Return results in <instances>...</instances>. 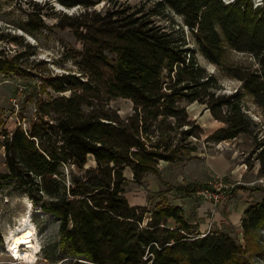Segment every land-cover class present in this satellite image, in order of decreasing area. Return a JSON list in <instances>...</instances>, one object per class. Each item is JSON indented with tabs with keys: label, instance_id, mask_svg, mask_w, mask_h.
Returning <instances> with one entry per match:
<instances>
[{
	"label": "trees",
	"instance_id": "16d2710c",
	"mask_svg": "<svg viewBox=\"0 0 264 264\" xmlns=\"http://www.w3.org/2000/svg\"><path fill=\"white\" fill-rule=\"evenodd\" d=\"M52 1L67 10H83L75 16L61 14L56 25L70 29L83 43L82 73L48 82L55 92L72 94L65 104H39L37 119L28 129L4 131L0 117L8 170L0 174V183L14 182L35 207L57 218L61 246L87 264H254L246 253L258 251L264 197L251 204L241 220L245 250L229 233H198L183 209L165 198L155 206H131L124 186L127 169L132 182L142 185L149 174L161 177V161L173 163L186 151H195L183 142L198 138L200 128L189 120L182 101L203 105L222 124L207 143L248 136L251 154L260 163L259 175L264 176L261 125L245 102L250 97L264 116V4L154 0L147 11L125 6L97 12L93 9L107 0ZM167 11L181 17L177 29L154 20L168 18ZM42 17L39 13L40 24H31L32 30L46 27ZM228 49L249 54L257 67L226 66ZM198 54L241 87L225 93L217 77L200 66ZM20 65L19 55L0 53V74L16 73ZM83 93L130 100L133 113L121 119L115 110H96ZM173 132H179L177 144L168 136ZM90 157L94 168H86ZM68 166L78 173L70 171L68 177ZM206 187L189 183L175 189L193 197ZM238 188L227 193L232 196Z\"/></svg>",
	"mask_w": 264,
	"mask_h": 264
},
{
	"label": "rangeland",
	"instance_id": "374dc122",
	"mask_svg": "<svg viewBox=\"0 0 264 264\" xmlns=\"http://www.w3.org/2000/svg\"><path fill=\"white\" fill-rule=\"evenodd\" d=\"M33 1L39 6L29 4L26 0H0V53L9 58L19 55L21 64L20 71L16 73L0 74V117L3 123L2 130L7 132H12L20 126L28 129L30 124L37 119L39 104H52L55 101L61 104L66 103L72 93L70 91L61 94L55 92L49 86L50 80L63 74L79 76L82 73L80 61L83 43L77 39L73 31L59 28L56 25L60 21L61 14L75 16L82 13L83 10L65 9L64 12L58 10L57 7L52 9L51 5H56L52 0ZM48 1L52 4L48 5ZM153 1L107 0L93 10L103 12L109 7L130 6L133 10L147 11L152 8ZM253 3L256 6L262 5L264 0H253ZM39 13L43 16L42 20L46 27L32 30L31 24H40ZM166 14L169 15L168 18L154 17V20L167 27L173 25L177 29V25L182 22L181 17L171 11H167ZM11 40H16V42L10 43ZM107 54L109 57H114L110 53ZM197 60L200 66L217 77L225 93H233L241 87L239 81L227 76L221 68L209 63L202 55L198 54ZM224 63L226 66L234 67L243 66L252 69L257 67L249 54L230 49L226 51ZM83 97L88 104L95 106L96 110L117 111L121 119H126L133 113V103L130 100L108 99L103 94L93 98L92 95L83 93ZM16 98L19 99L18 104L13 103ZM245 102L249 115L261 125L260 139H263L264 116L250 97H247ZM180 105L186 108L189 120L199 126L200 136L198 138L191 137L183 142L188 149L195 148V151H186L185 155L170 165V169H164L163 178L173 184L189 181L208 183L211 180H216L219 184L222 181L228 186V189L241 183L249 189L247 191L238 188L236 189L238 190L237 194L234 196L229 193L225 194L226 199L220 206L228 202L230 205L245 206L248 204L250 206L260 201L264 197V176L259 175L260 163L251 154L253 148L251 139L248 136H242L220 144L207 143L206 138L222 127V124L215 121L203 105L188 104L185 101L180 102ZM88 108H85L86 112L90 110ZM47 120L49 119L47 118ZM168 136L173 144L180 141L179 132H173ZM248 159L250 166L246 164ZM95 166V161L90 157L86 168ZM65 170L68 177H70V171L78 173L74 167L68 166ZM6 173L8 170L5 164L3 136L0 133V174ZM160 184L153 174L147 175L142 185L128 180L124 186L125 196L129 203L142 196L143 200L146 198L147 202L151 200L154 204L169 194ZM157 186L163 188L159 192H153L152 190L157 189ZM200 200L212 205L209 200L204 198H200ZM28 207L31 209L29 219L34 229L35 242L40 248L36 260L32 263L18 260L9 251L7 245L10 232L21 226L28 213ZM232 233L233 237L246 250V242H244L240 231ZM260 236L261 238L256 241L258 251L252 250L246 253L247 258L254 264H264V231L260 232ZM26 251V247L21 248V252ZM0 264L87 263L75 258L70 254L68 248L61 246L57 218L35 207L25 194L16 189L14 182H4L0 183Z\"/></svg>",
	"mask_w": 264,
	"mask_h": 264
},
{
	"label": "crops",
	"instance_id": "0c3cea01",
	"mask_svg": "<svg viewBox=\"0 0 264 264\" xmlns=\"http://www.w3.org/2000/svg\"><path fill=\"white\" fill-rule=\"evenodd\" d=\"M170 165L172 163L161 161L158 165V169L161 173V177H157L154 175L159 182L160 185L165 188L167 191L165 198L169 204L174 206H179L183 209L185 217L188 219L190 224L194 225L197 229V232L200 234H206L209 232H225L229 233L233 236V231H237L241 233L243 237V230L241 228V220L243 218L245 210L249 207L248 204L245 206H237V204L230 205V202L225 203L224 205L218 207L216 210L213 209V206L208 203L200 200L197 196L193 197H184L182 194L178 193L175 188L177 186L181 185H187L189 183H201V182H182L180 184H173L166 179L163 178L162 172L164 169H170ZM125 177L127 180L132 181L133 180V173L130 169H127L125 171ZM236 185L240 189L249 190L248 188L244 187L243 184L237 183ZM235 185V186H236ZM243 187H242V186ZM163 187H158L157 189H153V192H159ZM242 187V188H241ZM175 191V192H173ZM237 191L232 195L234 196L237 194ZM175 196H172V195ZM159 202V201H158ZM157 202H147V199L145 198L143 200V197L135 198L133 202H130L131 206H139V207H145V206H155ZM171 225H174L172 221H170Z\"/></svg>",
	"mask_w": 264,
	"mask_h": 264
},
{
	"label": "bare ground",
	"instance_id": "6f19581e",
	"mask_svg": "<svg viewBox=\"0 0 264 264\" xmlns=\"http://www.w3.org/2000/svg\"><path fill=\"white\" fill-rule=\"evenodd\" d=\"M30 211L31 209L29 208L21 226L10 232L7 239V245L9 251H11L13 255L18 258V260L32 263L36 260V255L39 253L40 248L35 242L36 238L34 229L29 219ZM22 247H26L27 251L21 252Z\"/></svg>",
	"mask_w": 264,
	"mask_h": 264
},
{
	"label": "built area",
	"instance_id": "2783aa9c",
	"mask_svg": "<svg viewBox=\"0 0 264 264\" xmlns=\"http://www.w3.org/2000/svg\"><path fill=\"white\" fill-rule=\"evenodd\" d=\"M18 100V98L14 99L13 103L18 104ZM225 185L222 181L218 184L216 180H211L207 183V187L199 191L196 196L209 200L212 203L213 209L216 210L225 201V194H228V186L226 185V188Z\"/></svg>",
	"mask_w": 264,
	"mask_h": 264
},
{
	"label": "water",
	"instance_id": "95a60500",
	"mask_svg": "<svg viewBox=\"0 0 264 264\" xmlns=\"http://www.w3.org/2000/svg\"><path fill=\"white\" fill-rule=\"evenodd\" d=\"M224 1H226L227 3H231V2H233L234 0H224ZM259 5H260V4H259ZM259 5H257V6H259ZM56 6H57V9H58V10H60V11H64V12H65V9H64L63 7L59 6L58 4H56Z\"/></svg>",
	"mask_w": 264,
	"mask_h": 264
}]
</instances>
